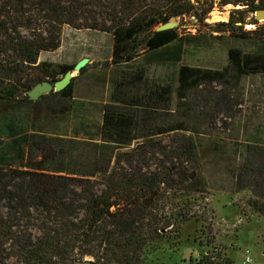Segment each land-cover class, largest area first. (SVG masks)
Masks as SVG:
<instances>
[{
  "label": "trees",
  "instance_id": "trees-1",
  "mask_svg": "<svg viewBox=\"0 0 264 264\" xmlns=\"http://www.w3.org/2000/svg\"><path fill=\"white\" fill-rule=\"evenodd\" d=\"M207 2L0 0V98L8 100L26 92L24 100L32 107L48 97L71 98V83L36 100L27 95L37 82H54L73 67L49 70L43 63L35 64L41 51L58 48L63 25L110 33L115 56L130 60L128 51L141 41L146 64H176L186 44L201 42L198 36L154 28L172 16L194 14ZM226 3L251 10L264 8V0H223ZM244 11L234 9L228 22L217 25L239 28ZM143 74V69H137L130 80L115 84L110 102L102 108L99 142H91L93 148L89 141L80 139L73 145V141L52 138L45 132L29 133L14 120L5 122L8 141L6 148L0 145V264H74L85 257L92 258L91 264H144V255L170 237L163 232L170 225V216L148 211L142 196L156 195L160 184L181 192H195L199 186L189 171L197 160L192 137L179 135L170 144L154 142V137L164 133L190 130L178 119L160 125L161 112L175 113L173 101L179 109L201 84L239 83L243 75L264 74V47L253 52L230 48L222 69L182 65L175 89L155 82L142 88ZM134 142L140 146H132ZM262 143L254 147L259 161L250 171L254 174L250 187L237 189L249 188L248 206L264 217V140ZM149 152L161 157L162 163L153 170ZM99 158L104 162L101 168L97 167ZM66 159L74 161V167L70 163L65 167ZM207 258L204 254L197 263L213 264Z\"/></svg>",
  "mask_w": 264,
  "mask_h": 264
},
{
  "label": "rangeland",
  "instance_id": "rangeland-1",
  "mask_svg": "<svg viewBox=\"0 0 264 264\" xmlns=\"http://www.w3.org/2000/svg\"><path fill=\"white\" fill-rule=\"evenodd\" d=\"M234 9L245 10L243 24L237 25L239 28L219 27L217 23L228 22ZM253 11L242 5L223 4V0H208L197 15L175 17L179 24L172 29L179 36L196 34L201 41L186 44L176 64H146L141 41L129 51L130 60L124 61L114 55L110 33L63 25L58 48L41 51L35 64L43 63V68L51 70L88 58L80 71L73 72L71 98L48 97L35 107L25 102L26 92L8 100L0 98L1 147L6 148L8 141L4 124L14 120L29 133L45 132L52 138L73 141V145L81 139L89 141L93 148L91 142H99L102 108L110 102L117 82L130 80L137 69H143L145 83L140 87H150L155 82L171 84L175 89L182 65L222 69L228 63L230 48L242 52L260 50L264 47V19H255ZM20 31L29 36L27 30ZM175 106L174 100L171 108L176 112L169 113L172 115L161 112L159 124L178 119L190 130L164 133L153 140L170 144L179 135L192 137L197 145V160L189 171L194 172L191 177L197 178L199 186L195 192H181L160 184L147 206L148 211L170 216V225L163 229L170 237L144 255V264H198L204 254L213 264H227V259L232 264H243L246 249L251 253L250 264H264V217L248 206L249 188L237 189L250 187L254 175L250 171L259 161L254 147L263 145L264 74L243 75L239 83L231 80L224 85L201 84L184 99L182 107ZM132 146L140 145L134 142ZM147 159L151 170L162 163L161 157H152V153L147 154ZM69 163L74 167V161L69 159L64 166ZM103 165L99 158L97 167ZM148 197L149 193H145L142 199Z\"/></svg>",
  "mask_w": 264,
  "mask_h": 264
},
{
  "label": "water",
  "instance_id": "water-1",
  "mask_svg": "<svg viewBox=\"0 0 264 264\" xmlns=\"http://www.w3.org/2000/svg\"><path fill=\"white\" fill-rule=\"evenodd\" d=\"M252 13L254 14V17L257 20H259L260 18H263L264 19V8L254 10ZM178 24H179V22L177 21V18H175V17L172 16L166 22L158 24L154 28V30L155 31H162V30L172 29V28L176 27ZM129 51H128V53H129ZM118 57H120L122 59H126V56H118ZM88 61H89L88 58H82V59H80L79 61H77L73 65V67L71 69L66 70L65 73L63 74V76L61 78H59L58 80H56L54 82H50L48 80H42L40 82H37L27 92L28 98L30 100H36L41 95L46 94V93H49L51 91L58 92V91L63 90L64 88H66L70 84L72 78L74 77L73 71H77V72L80 71L85 66V64ZM193 174H194V172L191 173V176ZM153 195H154V193H151L148 198L143 199L142 203L145 206L149 205L152 202V196ZM74 264H91V261L89 259L76 260L74 262Z\"/></svg>",
  "mask_w": 264,
  "mask_h": 264
},
{
  "label": "built area",
  "instance_id": "built-area-1",
  "mask_svg": "<svg viewBox=\"0 0 264 264\" xmlns=\"http://www.w3.org/2000/svg\"><path fill=\"white\" fill-rule=\"evenodd\" d=\"M251 253L248 249L245 250L244 253V259H243V264H250L252 259H251Z\"/></svg>",
  "mask_w": 264,
  "mask_h": 264
},
{
  "label": "flooded vegetation",
  "instance_id": "flooded-vegetation-1",
  "mask_svg": "<svg viewBox=\"0 0 264 264\" xmlns=\"http://www.w3.org/2000/svg\"><path fill=\"white\" fill-rule=\"evenodd\" d=\"M197 11H198V10H195L193 15H197Z\"/></svg>",
  "mask_w": 264,
  "mask_h": 264
},
{
  "label": "bare ground",
  "instance_id": "bare-ground-1",
  "mask_svg": "<svg viewBox=\"0 0 264 264\" xmlns=\"http://www.w3.org/2000/svg\"><path fill=\"white\" fill-rule=\"evenodd\" d=\"M74 72V71H73Z\"/></svg>",
  "mask_w": 264,
  "mask_h": 264
}]
</instances>
